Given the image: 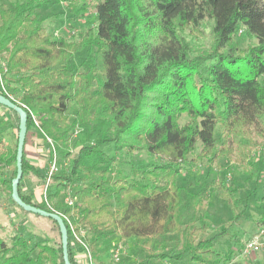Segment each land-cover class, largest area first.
<instances>
[{
  "label": "trees",
  "instance_id": "obj_1",
  "mask_svg": "<svg viewBox=\"0 0 264 264\" xmlns=\"http://www.w3.org/2000/svg\"><path fill=\"white\" fill-rule=\"evenodd\" d=\"M93 2L96 28L88 29L78 42L47 34L36 12L37 0H16L8 9L0 7V55L7 67L6 78L20 91L18 98L10 100L27 114L22 177L28 171L42 177L25 157L28 133L51 138L57 153L69 146L74 132L80 131L88 143L79 145L72 155H63L71 157L69 170L52 177L55 187L47 192V201L38 202L32 192L23 193L22 177L18 196L26 205L66 215L77 232L87 227L94 235L87 245L93 258L99 253L98 239L115 232L147 250L143 264L151 259L180 261L185 256L189 264L207 258L217 264L216 236L198 238L204 227H193L182 212L186 203L204 217L205 191L183 194L177 179L197 144L201 146L198 160L213 162L232 153L225 141L215 137L217 127L237 141L239 149L249 127L264 129V0ZM204 20L211 22L209 46L193 51L183 34L197 32ZM240 28L256 43L242 49L236 40ZM85 49L86 69L75 70L71 61ZM0 95L8 98L1 91ZM70 103L77 107L72 120L67 114ZM9 111L15 115L18 133L19 117ZM31 114L38 118L39 128ZM182 115L187 121L180 124ZM16 146L17 135L14 149L0 153V186L8 187L10 199ZM111 147L127 153L144 151L158 156L161 163L143 170L132 168L130 179L110 182L102 176L77 190L73 207L55 201L68 183L85 180L90 171L86 165L93 168L115 161L103 151ZM242 160L245 171H253L251 160L246 156ZM5 167L12 168L9 180L4 178ZM107 172V166L100 171ZM217 191L221 198L230 199L224 185L218 184ZM72 209L80 211V220ZM60 217L67 231L69 262L79 264L68 224ZM49 220L59 234L56 222ZM171 234L179 237L178 250L150 252L157 237ZM0 264H64L60 234L57 245L37 242L31 246L18 234L8 241L0 237Z\"/></svg>",
  "mask_w": 264,
  "mask_h": 264
},
{
  "label": "rangeland",
  "instance_id": "obj_2",
  "mask_svg": "<svg viewBox=\"0 0 264 264\" xmlns=\"http://www.w3.org/2000/svg\"><path fill=\"white\" fill-rule=\"evenodd\" d=\"M16 0H0V7L8 9L9 5ZM24 2L25 0H19ZM36 12L40 20V24L46 29L47 34L55 39L57 37L65 39L67 42H78L81 36L88 30H95V9L93 0H37ZM211 22L204 20L197 29V32H188L185 30L184 37L189 42L193 51L205 50L210 43ZM236 40L239 46L244 49L248 45L256 43V40L245 35L243 28L237 33ZM86 54V49L78 52L72 59V64L75 70L84 71L86 65L83 59ZM4 58L0 55V62ZM73 71V70H72ZM6 90L14 98L20 96L19 86L9 82L6 78ZM77 107L75 103L68 105L67 114L69 120L75 115ZM38 120V118L36 117ZM264 120V118H263ZM187 121V117L182 115L180 124ZM39 122V120H38ZM40 124V123H39ZM246 132L248 134L240 138L243 148L239 149L233 139L227 138L223 128L217 127L215 137L220 143L225 141L224 146L230 147L232 153L222 155L213 162L207 159L198 160L196 158L201 146L197 144L195 150L188 156V163L182 165L177 179V185L185 192L197 193L203 189L205 195L202 200L205 216L194 211L188 204H184L182 212L185 221L191 220V225L200 229L204 227V231H200L198 238L209 239L216 236L213 243V249L216 251L220 260L217 264H264V251L257 253H245L246 243L253 235L264 229V129L262 127H249ZM16 118L14 113L0 107V153H6L14 149L16 144ZM32 133H28L25 146V157L35 166V169L41 174L38 178L32 171L26 172L23 175L21 190L23 193L34 192L39 188L40 193L43 187V180L48 170L53 154L48 145L42 146V151L39 156L32 151L35 147L33 143ZM49 138V137H48ZM51 141L52 139L49 138ZM53 144V141H52ZM88 144L83 134L79 131L73 133L69 146L64 149L63 153L55 152L57 162V172L54 176H61L69 170L71 157L63 158L67 152L73 154V151L79 145ZM106 154L112 159L109 163L100 162L95 167L90 168L83 182H71L64 188L59 190L56 202H63L66 194L75 198L76 192L83 186L99 180L102 176L105 179L114 182L120 177L131 178L132 168L143 170L150 168L152 163H161L158 156H150L144 151L135 150L132 153H127L126 150L117 151L113 147L103 149ZM250 159L253 164V171H245L242 157ZM90 166V167H89ZM108 167V172L104 175L100 173ZM83 173H87L84 172ZM4 178L9 180L12 176V168L5 167L3 169ZM136 178H139L137 176ZM218 184L224 185L228 189L230 199L221 198L218 195ZM55 187L54 181L48 186V191H52ZM37 193V192H36ZM38 201H42V196L39 194ZM73 207V206H72ZM112 207H115L114 205ZM75 219H81L80 211L72 209ZM239 214L240 217L235 222L230 220ZM84 231V241L88 245L94 239L93 233L89 232L87 227L80 228ZM112 228L108 229L110 232ZM15 234L25 237L29 240L31 246L37 242L47 243L48 245H57L59 243V234L54 224L45 217L35 216L32 213L21 211L10 199V190L6 185L0 186V237L5 241ZM180 240L176 234L157 237L153 246L150 249L152 254H161L178 250ZM74 244L73 241L71 245ZM100 244L99 256L93 258V264H134L141 262L147 250H143L133 246L129 240H122L118 233H111L109 236H104L97 241ZM98 246V247H99ZM72 250L77 253L81 251L80 247H74ZM98 251V252H99ZM36 252V250L34 251ZM91 253V252H90ZM77 258V256H76ZM147 261V259H146ZM145 261V262H146ZM212 258L204 259L199 264H212ZM100 262V263H99ZM189 256L183 257L180 261L151 259L145 264H189Z\"/></svg>",
  "mask_w": 264,
  "mask_h": 264
},
{
  "label": "built area",
  "instance_id": "obj_3",
  "mask_svg": "<svg viewBox=\"0 0 264 264\" xmlns=\"http://www.w3.org/2000/svg\"><path fill=\"white\" fill-rule=\"evenodd\" d=\"M7 75V67L4 62H0V91L5 94L9 99H12L11 94L6 90V77ZM24 107V106H23ZM31 118L33 121V124L35 127L39 128V122L36 119V116L31 114ZM76 133V132H75ZM44 136V135H43ZM45 142L49 146V149L51 150L53 154V158L50 161V164L48 166V170L44 177L43 187L41 191V196L43 201H47V192H48V186L52 181V177L57 172V162L55 158V152H54V146L52 144V141L47 137L44 136ZM76 203L75 198L71 197L68 193L66 194L64 198V204L72 207ZM65 221L68 224L70 234H71V242L73 241L74 244L71 245L72 248L74 247H80L82 254V257L79 259L81 260L82 264H93V257L90 253V250L87 246V244L84 241V231L80 230L77 232L75 228L73 227L71 221L66 217V215H61ZM260 251H264V229H261L257 231L253 237L246 243L244 252L245 253H257Z\"/></svg>",
  "mask_w": 264,
  "mask_h": 264
},
{
  "label": "water",
  "instance_id": "obj_4",
  "mask_svg": "<svg viewBox=\"0 0 264 264\" xmlns=\"http://www.w3.org/2000/svg\"><path fill=\"white\" fill-rule=\"evenodd\" d=\"M0 106L5 107L6 109L12 110L19 117L17 146H16V175L11 181V199L13 200L14 203H16L24 211L28 213L36 214V215H39V216H42L48 219H52L56 222L58 229H59V234H60L63 262L64 264H71L68 258L67 231H66V227L61 217L58 214L48 213L36 207L26 205L25 203L21 201L17 193V187L22 177L21 162H22V153H23V148H24V139H25V134H26L27 114L22 108L15 105L10 99L2 95H0Z\"/></svg>",
  "mask_w": 264,
  "mask_h": 264
},
{
  "label": "crops",
  "instance_id": "obj_5",
  "mask_svg": "<svg viewBox=\"0 0 264 264\" xmlns=\"http://www.w3.org/2000/svg\"><path fill=\"white\" fill-rule=\"evenodd\" d=\"M33 143H35L34 145H35V147L36 148H33L32 149V151L31 152H33L36 156L38 155L39 156V154H40V152L42 151V146H45V145H47V143L45 142V139L41 136V135H38V134H35V135H33ZM37 192V193H36ZM36 192H34V199L36 200V201H38V196H39V194H40V189L38 188L37 190H36ZM39 202V201H38ZM97 249H100V246L99 247H97ZM99 253H100V251H99ZM82 252L81 251H79L78 253L76 252V256H77V260H78V262H79V264H82V262H81V260H79L81 257H82ZM97 256H99V254L97 255ZM97 258V257H96ZM100 263V262H99Z\"/></svg>",
  "mask_w": 264,
  "mask_h": 264
}]
</instances>
